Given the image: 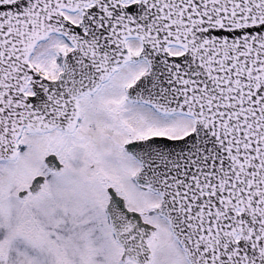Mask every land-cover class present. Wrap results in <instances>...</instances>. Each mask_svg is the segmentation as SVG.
I'll use <instances>...</instances> for the list:
<instances>
[{"label":"snow or ice","instance_id":"6c2138e0","mask_svg":"<svg viewBox=\"0 0 264 264\" xmlns=\"http://www.w3.org/2000/svg\"><path fill=\"white\" fill-rule=\"evenodd\" d=\"M0 264H264V0H0Z\"/></svg>","mask_w":264,"mask_h":264}]
</instances>
